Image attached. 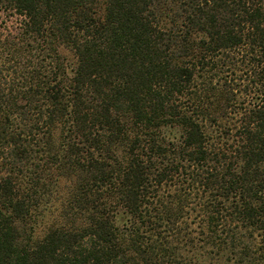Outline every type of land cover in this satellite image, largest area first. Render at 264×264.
<instances>
[{
    "label": "trees",
    "instance_id": "1",
    "mask_svg": "<svg viewBox=\"0 0 264 264\" xmlns=\"http://www.w3.org/2000/svg\"><path fill=\"white\" fill-rule=\"evenodd\" d=\"M0 264H264V0H0Z\"/></svg>",
    "mask_w": 264,
    "mask_h": 264
}]
</instances>
